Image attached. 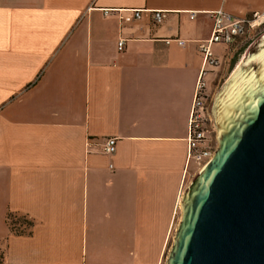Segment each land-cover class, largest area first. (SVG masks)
<instances>
[{
  "label": "crops",
  "instance_id": "obj_1",
  "mask_svg": "<svg viewBox=\"0 0 264 264\" xmlns=\"http://www.w3.org/2000/svg\"><path fill=\"white\" fill-rule=\"evenodd\" d=\"M218 8L247 19L264 0H0V264H164L197 168L195 82L210 95L225 71L199 49Z\"/></svg>",
  "mask_w": 264,
  "mask_h": 264
},
{
  "label": "water",
  "instance_id": "obj_2",
  "mask_svg": "<svg viewBox=\"0 0 264 264\" xmlns=\"http://www.w3.org/2000/svg\"><path fill=\"white\" fill-rule=\"evenodd\" d=\"M218 146L181 196L167 264H264V32L209 107Z\"/></svg>",
  "mask_w": 264,
  "mask_h": 264
},
{
  "label": "built area",
  "instance_id": "obj_3",
  "mask_svg": "<svg viewBox=\"0 0 264 264\" xmlns=\"http://www.w3.org/2000/svg\"><path fill=\"white\" fill-rule=\"evenodd\" d=\"M130 14L120 16L124 22L137 19L141 16L142 10L131 9ZM153 18L159 23L164 18L163 11H153ZM213 26L210 37L200 44V51L203 54L205 65L215 66L220 59L213 54L210 47L214 43L233 44L237 37H242L252 28H261L264 26V8L260 12H254L251 18L243 19L234 17L223 8H218L211 13ZM170 41V40H167ZM179 44H183V40L176 39ZM124 45L122 39L118 41L117 48L121 49ZM209 93L206 89L205 79L200 76L195 82L194 96L192 99L191 109L188 116V130L186 134V153L187 160H194L196 170L191 179H193L198 171L204 167L211 159L215 151L213 143V135L216 137V127L213 124L212 116L207 107ZM218 142V140H217ZM116 138L109 137L102 144V151L105 154H112L115 151Z\"/></svg>",
  "mask_w": 264,
  "mask_h": 264
},
{
  "label": "rangeland",
  "instance_id": "obj_4",
  "mask_svg": "<svg viewBox=\"0 0 264 264\" xmlns=\"http://www.w3.org/2000/svg\"><path fill=\"white\" fill-rule=\"evenodd\" d=\"M263 32H264V28L263 27H261V28H259L257 30L255 29V31H254V33H253V35L251 37L249 36V38L247 37V38H241V39L238 38L236 40L237 42H234L233 44L228 45L229 46L228 49L231 52H226L225 53V58H226L225 59L226 60L225 62L226 63H224V60H222V58H219L220 61L216 65L218 71H220L223 68H224L225 71L223 73H221V76L218 77L216 80H214V82L212 81L213 87H211L212 88V90L210 91L211 94L209 95L208 102H207L208 110H209V107L211 105V102H212L213 98L217 95L218 91L220 89H222V87L224 86L225 82L228 80V78L230 77L232 71L234 70L236 64L239 63V61L241 59V52H243V50L245 48H247L248 45L255 38H257L260 34H262ZM231 56H234V57H231ZM232 58H234V59H232ZM213 143H214L215 147L218 146V142H217V140L215 138V135H213ZM193 179H190L189 182L187 183V186L184 189V193L187 190L188 185L190 184V182ZM182 211L183 210H182V207H181V204H180V212L178 213V219H177L178 220V223L175 226V228L172 229V231H171L170 239L168 241V246H166L165 262H164V264H167L166 262L168 261L167 260L168 259V254H169L170 248H171V246L173 245V242H174V235H175L176 229L178 228L179 222L181 220V215H182L181 213H182ZM18 219H19V221L17 222L19 224V225L17 224L18 225V228H21L22 227L24 229H27L26 223L21 222V221H23V219H21V218H18Z\"/></svg>",
  "mask_w": 264,
  "mask_h": 264
},
{
  "label": "trees",
  "instance_id": "obj_5",
  "mask_svg": "<svg viewBox=\"0 0 264 264\" xmlns=\"http://www.w3.org/2000/svg\"><path fill=\"white\" fill-rule=\"evenodd\" d=\"M6 218H7L8 227L13 233H16L18 235H27L31 233V226H33V221L26 215L18 214L16 212H8ZM18 218L23 219V221L21 222L26 223L27 229H24L22 227L18 228L19 225L17 223L19 221Z\"/></svg>",
  "mask_w": 264,
  "mask_h": 264
}]
</instances>
